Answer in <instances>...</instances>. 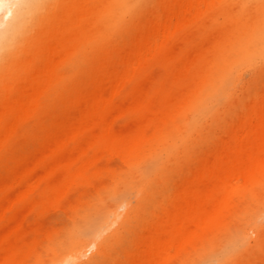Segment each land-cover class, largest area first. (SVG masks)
I'll use <instances>...</instances> for the list:
<instances>
[{"label":"bare ground","instance_id":"6f19581e","mask_svg":"<svg viewBox=\"0 0 264 264\" xmlns=\"http://www.w3.org/2000/svg\"><path fill=\"white\" fill-rule=\"evenodd\" d=\"M162 1L185 16L173 28L164 26L158 44L155 0H0V153L19 144L23 130L30 138L45 133L46 96L63 87L71 93L45 150L18 176L23 191L0 201V226L20 207L38 206L33 196L42 183L58 184L50 204L60 206L91 172L93 151L102 147L124 163L105 199L71 233L72 244L49 264L115 262L133 236L134 249L121 252L130 264H171L198 240L211 242L197 264H264V87L262 94L234 99L242 66L264 70V0H244L254 11L246 17L243 6L223 0ZM231 11L228 22L218 23ZM141 16L143 24L134 27ZM130 23V44L117 45L116 33ZM181 32L204 38L190 59L172 47ZM161 57L164 69L172 66L177 74L175 93L156 81L141 83L140 96L123 102V89ZM64 63L72 65L66 73ZM78 73L87 84L76 85ZM150 88L161 92L160 104L149 99ZM187 113L189 122L167 130ZM130 115L159 123L157 134L123 133L117 123ZM8 187L0 185V197ZM131 191L138 193L133 205ZM247 197L260 201V210L245 219L254 238L234 223V210ZM29 234L25 221L0 229V264L16 261Z\"/></svg>","mask_w":264,"mask_h":264},{"label":"rangeland","instance_id":"374dc122","mask_svg":"<svg viewBox=\"0 0 264 264\" xmlns=\"http://www.w3.org/2000/svg\"><path fill=\"white\" fill-rule=\"evenodd\" d=\"M198 1L202 0H193L194 3ZM224 1L229 5L234 4L237 6H243L241 8V15L243 16L245 14L244 17H246L247 14L254 12L251 11L248 7L249 5H247L244 0H223V2ZM162 3V0H155V2L150 5L157 12V22L160 30L158 44H160L162 40L164 26L170 25V27L173 28L179 22L181 23L183 17L185 16L182 15L177 6L171 5V7L167 10ZM233 14V11H231L227 14V16L220 15L218 23L228 22L227 20L230 19V16ZM254 14L259 15L258 12ZM167 15L171 16L170 20L166 19ZM144 20L145 17H139L135 24L133 23L134 27L143 24ZM132 26L133 25H131V23L129 25H125L118 33H116L114 42L117 45L128 46L130 44L135 31ZM203 44V37H197L191 33L181 32L174 38L172 47L182 49V51L185 52L187 59H190V56L193 57V54H196V52L199 51L200 46ZM71 66L72 65L70 63H64L61 66V71L66 73L69 71ZM78 74L73 78L76 85L82 86L87 84L89 78L86 75H83V73ZM175 75L177 74H175V70L172 66L168 69H164L161 57L157 64H154L145 70L144 75L137 82L131 83L123 89L122 101L129 103L136 99V97H139V84L143 83L149 87V85H153L155 81L157 82L159 89L161 87L163 89L168 88L169 92L174 94L176 91L174 87ZM263 85L264 70L259 72L255 70V68L242 66L240 68L235 86L234 99L243 100L245 95L255 96L262 94ZM151 90L152 93L149 94V99L155 105L160 104L162 99V95H160L161 92H155L153 88ZM70 94L69 87H63L59 90V93L52 96H46L44 99V111L48 117L45 123V133L34 134L30 138L27 134H25L26 130H23L20 143L17 144L16 142L13 147L6 148L0 153V185H9L0 197V201L2 203L14 198L17 193L23 191V185L17 184L16 182L18 180V176L25 167L33 164V162H35V160L45 150L54 126V121L57 116L63 114L65 107L68 106L71 96ZM236 114H239V111H237ZM192 118L193 116L190 113L183 114L181 120L171 123L167 127V130L174 126V128H177L181 126L182 123L189 122ZM159 126V123L146 125V123L142 121L140 115L127 116L124 119L119 120L117 123V128L122 130L123 133L137 132L140 128H143L146 129L149 136L157 134L156 132ZM211 129L213 130V133L215 132V134H217L218 129L215 126ZM79 145L80 142H77L75 146H72V148L75 147L77 149ZM214 145H211L212 149H215L213 148ZM88 157L89 161L93 162L94 160L91 172L79 177L78 185L70 192L69 196L61 202L60 206L50 204V200L54 192V189L52 190L51 188H58V184L52 185L51 188H47L48 183H42L33 196V200L38 204V206L34 208H30L29 206L20 207L14 215H12V220H9L7 223L0 226L2 232H8L16 229L23 221H25L28 223L30 228L29 236L21 244L23 252L20 256H18L16 261L8 264H49L50 262L59 259L61 257V251L68 249V246L72 244V240H74L76 236H71V233L80 228L83 224V221L81 220H84V216L94 213V205L99 199H105L104 196H106L108 191L114 187V182L124 167V163L117 154L109 152L102 147L90 153ZM137 194L138 193L134 191H131L128 194V202L130 205L134 204ZM258 194L262 193L259 192ZM259 196L260 195H258V197ZM259 202L260 201L256 198L247 197L234 210V223L248 229L249 235L253 238V231L246 224L247 222L245 219L248 213H257L260 210ZM121 222H119V224H115L112 230L117 229L121 225ZM129 222V227L132 225L133 233L134 222L132 220ZM109 234V232L104 233L102 239L107 237ZM133 237L127 245H122L121 249H134V241H132ZM262 239L264 241V236ZM210 242L211 241H206L203 243L202 240H198L196 243L197 248H195L197 250L193 248L188 249L180 256L174 258L171 264H197L203 255L208 252V249L205 251L200 250L203 247L208 248ZM121 249L119 254L116 255L117 258L121 259L118 261L116 259L115 262L107 261L104 263L130 264L129 256L125 254L123 256L121 252L124 251V249ZM88 253L89 251H87V254ZM89 256L90 254L86 255V258ZM256 258H249V261L257 262Z\"/></svg>","mask_w":264,"mask_h":264}]
</instances>
